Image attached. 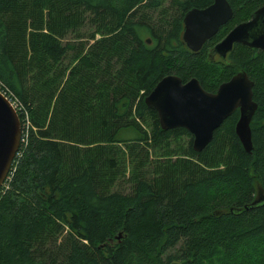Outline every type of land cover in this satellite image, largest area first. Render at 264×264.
<instances>
[{
	"label": "trees",
	"instance_id": "1",
	"mask_svg": "<svg viewBox=\"0 0 264 264\" xmlns=\"http://www.w3.org/2000/svg\"><path fill=\"white\" fill-rule=\"evenodd\" d=\"M214 1L0 0V87L30 121L0 189V264H264V51L213 53L264 0H228L194 52L184 16ZM240 70L252 152L239 109L196 151L146 103L165 75L216 92Z\"/></svg>",
	"mask_w": 264,
	"mask_h": 264
},
{
	"label": "water",
	"instance_id": "2",
	"mask_svg": "<svg viewBox=\"0 0 264 264\" xmlns=\"http://www.w3.org/2000/svg\"><path fill=\"white\" fill-rule=\"evenodd\" d=\"M234 15L228 0H215L206 8H193L184 16L183 41L194 52L213 38ZM151 40H149L150 42ZM236 44L264 51V5L251 18L237 24L215 45L213 53L226 59ZM254 81L240 70L223 82L216 92L206 90L198 78L184 82L168 74L146 96V103L158 113L161 127L186 128L193 135V147L202 151L213 140L223 122L239 109L236 133L247 152H252L251 122L258 108L254 100ZM23 127L18 111L0 91V189L4 185L22 143ZM264 202L262 194L253 206Z\"/></svg>",
	"mask_w": 264,
	"mask_h": 264
},
{
	"label": "built area",
	"instance_id": "3",
	"mask_svg": "<svg viewBox=\"0 0 264 264\" xmlns=\"http://www.w3.org/2000/svg\"><path fill=\"white\" fill-rule=\"evenodd\" d=\"M0 91L11 101V103H12V105L14 106V108L17 110V111H19L18 110V104L15 102V101H13L9 96H8V94L6 93V91H4L1 87H0ZM28 123H29V120H28ZM26 141V137L25 136H22V143L23 142H25ZM26 143H27V141H26ZM18 154H20V151H18L17 152V155ZM12 172H13V165H12V169H11V171H10V173H9V175H8V177H7V179H6V181H5V183H7V181H10L11 180V178H12ZM5 183H4V185H5Z\"/></svg>",
	"mask_w": 264,
	"mask_h": 264
},
{
	"label": "rangeland",
	"instance_id": "4",
	"mask_svg": "<svg viewBox=\"0 0 264 264\" xmlns=\"http://www.w3.org/2000/svg\"><path fill=\"white\" fill-rule=\"evenodd\" d=\"M172 0H165V2H164V6H163V10H166V9H168L169 11L171 10V8H172ZM173 11V10H172ZM24 112V114H26V124L25 123H23V121H22V127H23V133H24V124H25V127L27 128L28 127V124H30V121H29V123H28V114H27V112H25V111H23ZM20 115V114H19ZM21 120H22V118H21Z\"/></svg>",
	"mask_w": 264,
	"mask_h": 264
},
{
	"label": "flooded vegetation",
	"instance_id": "5",
	"mask_svg": "<svg viewBox=\"0 0 264 264\" xmlns=\"http://www.w3.org/2000/svg\"><path fill=\"white\" fill-rule=\"evenodd\" d=\"M219 56V55H218ZM228 57V56H227Z\"/></svg>",
	"mask_w": 264,
	"mask_h": 264
}]
</instances>
